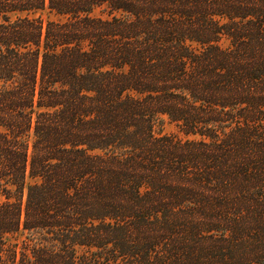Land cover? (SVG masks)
<instances>
[{"label": "trees", "instance_id": "obj_1", "mask_svg": "<svg viewBox=\"0 0 264 264\" xmlns=\"http://www.w3.org/2000/svg\"><path fill=\"white\" fill-rule=\"evenodd\" d=\"M0 264H264V0H0Z\"/></svg>", "mask_w": 264, "mask_h": 264}, {"label": "rangeland", "instance_id": "obj_2", "mask_svg": "<svg viewBox=\"0 0 264 264\" xmlns=\"http://www.w3.org/2000/svg\"><path fill=\"white\" fill-rule=\"evenodd\" d=\"M34 15L40 16L44 21L50 20V19H52V20L59 19L58 15L54 14L53 12L48 11L47 9H45L43 11H38ZM91 15H93V16H106V12L103 11L101 8H95L91 12ZM155 134H157V135H173V136L176 135V136L183 137V135L177 130L175 125L172 122L168 121L167 119H165L161 123V125H157L155 127ZM21 239H23L22 235H16V236L9 238L10 241H14V240L20 241Z\"/></svg>", "mask_w": 264, "mask_h": 264}]
</instances>
